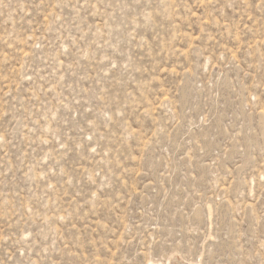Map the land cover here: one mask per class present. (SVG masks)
Returning a JSON list of instances; mask_svg holds the SVG:
<instances>
[{
  "label": "rangeland",
  "instance_id": "rangeland-1",
  "mask_svg": "<svg viewBox=\"0 0 264 264\" xmlns=\"http://www.w3.org/2000/svg\"><path fill=\"white\" fill-rule=\"evenodd\" d=\"M0 264H264V0H0Z\"/></svg>",
  "mask_w": 264,
  "mask_h": 264
}]
</instances>
